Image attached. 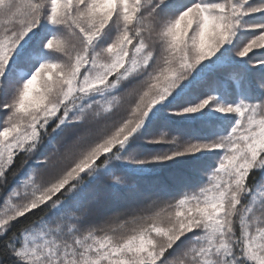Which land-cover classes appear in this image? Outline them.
I'll return each instance as SVG.
<instances>
[{
  "label": "snow or ice",
  "instance_id": "obj_1",
  "mask_svg": "<svg viewBox=\"0 0 264 264\" xmlns=\"http://www.w3.org/2000/svg\"><path fill=\"white\" fill-rule=\"evenodd\" d=\"M0 264H264V0H0Z\"/></svg>",
  "mask_w": 264,
  "mask_h": 264
}]
</instances>
